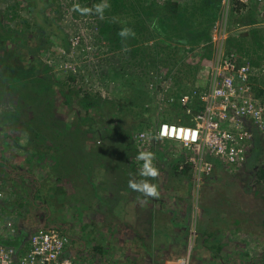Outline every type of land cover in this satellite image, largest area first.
Segmentation results:
<instances>
[{"label": "rangeland", "instance_id": "374dc122", "mask_svg": "<svg viewBox=\"0 0 264 264\" xmlns=\"http://www.w3.org/2000/svg\"><path fill=\"white\" fill-rule=\"evenodd\" d=\"M77 1L79 2V0H0V27L3 28L0 29V243L4 242L17 249L28 248L29 235L36 230L55 226L65 231L63 226L72 222L85 224L86 220H83V217L87 213L85 214L83 207L88 198V201L97 200L96 202L104 204L108 201L109 207L118 206L124 201L123 195L133 191L128 187L129 180L144 179L139 175V168L143 162L136 160V155L131 149L125 150L124 147L119 153L121 155H113L111 151L117 148L116 145L122 147L125 144L129 145L132 135L141 134L146 130H157L156 133L146 136L147 139L155 137L164 122L186 124L182 122L183 107L179 99L183 92H189L184 91V88L186 84H193L191 79L199 71L200 66L203 65L205 70L211 71L210 66L216 60L219 54L218 48L221 46L214 36L217 37L220 32L227 36L221 48L224 53L231 50L228 48V38L239 36L237 40L242 47L236 51L244 56L247 62L250 61L248 55L242 53L243 49L247 48L245 42L247 39L254 41L253 44L250 43L253 45L252 50L261 53L259 54L261 62L253 65L254 84L258 76L264 75V29L259 28L260 31H256L255 26L247 28L242 22L232 23L240 16L239 12L246 10L251 4H243L244 8L241 6L240 11L236 12L232 6L224 7L222 0L221 14L212 28L211 39L196 47V50H193L191 43L186 45L181 43L177 48L157 47L155 38L152 37L142 43L134 44L136 46L131 45V48L146 47L147 49L133 54L125 52L123 47L113 46L114 43L112 44L108 35L101 30L102 24L97 20L98 16L73 12L72 5L78 3ZM138 1L144 2L145 5L151 2H159L160 5L166 3V0H126V4H129L127 7H123L118 13L112 11V16L107 14L106 17H110L109 19L116 17L114 20L116 28L132 27L130 24H138L141 18H145L143 15H146L140 14ZM33 4L38 5L41 14L56 19L60 28L66 33V37L64 39L50 35L51 46L45 44L47 38L40 37L41 44L35 45L38 50L29 55L24 54L25 61L21 62L22 68L18 70L16 67L19 68L17 64L19 52L14 55L17 53H12L14 48L19 50V39L29 42L34 36L35 29L40 28L34 22L36 14L29 10L31 5L34 6ZM131 4L134 6L129 7ZM258 11L262 20L264 12L260 8ZM146 18L151 21L153 17L146 15ZM244 18L246 17L242 19ZM152 30L157 32L156 28ZM137 35L143 34L140 32ZM133 40L130 38L127 44ZM206 45L207 47L212 45V54L215 52L212 59V55L210 57L203 54ZM156 48L162 52L156 53ZM204 60L207 62H202ZM187 61L189 66L184 65ZM199 64L200 66L197 67ZM203 71V68H200L198 72L201 76L197 81V89L205 87L207 83ZM73 74L75 78L70 81L69 77ZM181 78L180 81L183 82L180 85L176 80ZM73 90H80L82 96L85 94L89 96L80 103V96H75ZM171 96H175V100H169ZM256 96L260 101L263 100L257 94ZM20 104L26 108L23 110L21 108L19 111ZM197 108L198 104L194 106V109ZM34 126L41 128L40 132L44 136V140L39 137L40 145H36L30 138L32 130L34 133L31 137H36ZM58 130L68 131L65 133L67 138H64V134L59 135ZM260 140L264 147V134H261ZM169 141L171 145L166 147V153L162 157L164 159L154 161L160 171L157 181L162 178L166 182V175L170 171L174 173L173 168L176 164L184 165V162L187 164L188 160L191 161L187 150L173 140L163 138L160 144L165 145ZM56 142L60 143L62 154L66 151L67 159L64 160L62 156L61 160L56 161L51 157L50 154L57 153L56 148L53 150ZM46 144L52 148L47 150L48 152L40 151L42 145ZM256 144L259 142L257 143L254 138L250 143L248 158L243 162L223 163L222 167L226 169L224 176H221L220 171L219 177H215L218 172L217 162H214V168L209 173L204 172L205 166L198 171L202 173L201 190L197 187L194 163H189L188 170L183 169L188 174L190 184L194 183L197 187L193 195V197L197 196V202L194 201L188 213L184 211L185 207H182L184 216L188 214L185 224L190 221L194 223H190V232L184 229V234L180 238L175 237V240H178V253L183 254L192 246V257L194 254H201V250L198 249L202 245H199L201 242L195 227L198 217H195V214L200 212L204 201L206 204L212 201L213 196H206L205 199L203 196L205 187L209 183L219 187L216 193L218 197L211 204L215 208H222L225 202L222 198L230 194L231 199L228 201L231 205L227 204V208H234L233 213L242 220L241 226L239 225L240 230H250V235L264 228V180H260V170L264 169V157L262 154L258 159L253 157V148ZM142 145L144 149L141 151L155 153V148L145 146V141ZM161 148L164 149V146ZM95 153H97L96 159ZM181 153L183 159L187 158V161L176 159ZM102 162H106L107 166H102ZM129 163L135 165V170L131 169ZM83 165L87 166L90 176L83 174ZM34 180L40 183L39 187L43 188L41 193L47 195L48 202L39 197L38 186L33 184ZM94 180L96 184H93ZM125 180L128 182L126 183ZM156 180L150 182L157 184ZM108 192H113V195H109ZM115 192L118 194L114 195ZM99 196H101L100 201ZM100 203L91 206L87 217L94 218V221H98V218L103 219L104 223L100 226L108 228L110 223H107V220L115 218L116 215L111 212L110 216L108 213L106 216L105 212L102 213ZM199 220H206V217L201 215ZM214 228L212 226L211 230H215ZM92 229L94 230L95 226ZM25 230L28 232L27 235L24 233ZM109 231L110 241L118 244L126 243H124L126 239L123 240L122 236L118 239V235H113V232ZM191 231L195 234H191ZM225 233L224 231L214 233L212 239L220 236L221 240ZM19 235L23 237L20 247L7 244L9 240L15 241ZM254 237L255 235L253 240ZM23 242L28 245H23ZM163 242L164 240L161 243ZM241 247L244 249L245 245L242 244ZM124 248L128 246H120L116 252L120 255L126 254L123 252ZM224 248L225 257L228 256L231 260L238 258L234 246ZM253 249L254 254L251 258L260 256V247L255 246ZM203 252L202 250V254ZM160 255L162 256V252Z\"/></svg>", "mask_w": 264, "mask_h": 264}, {"label": "trees", "instance_id": "16d2710c", "mask_svg": "<svg viewBox=\"0 0 264 264\" xmlns=\"http://www.w3.org/2000/svg\"><path fill=\"white\" fill-rule=\"evenodd\" d=\"M125 1L126 0H108L111 7L108 10H106L105 16L103 19H100L99 17L97 18V20H99L102 24L101 30L108 35L112 44L114 43L113 46L116 48L117 47H123L121 44V38H119L117 36V33L119 32V30L122 27L116 28V24L114 23V20H116V17L109 19L110 17L107 18L106 16H107V14H110V16H112V13H113L112 11L118 13L123 9V7L124 8L127 7L129 4H126ZM99 2H100V0H79L78 3H80V5H82V4L85 5V7H91L93 4H96ZM221 3H222V0H184V1L166 0V3L164 5H160L159 2H151L149 5H145L144 2L139 3V1H138L137 5L139 6L140 14L145 13L147 16H151L153 18L151 19V21H148L146 18V15H143V16H145V18H141V21H139L138 24H136V25H133V23L130 24V25H132L131 28L135 31L136 35L133 38L134 39L133 42L129 41L128 45L131 48V45L136 46L134 44L142 43L146 39H150L153 37V38H155L154 42H155L157 47L174 46L177 48V46H179L181 43L184 45L191 43V45L193 46V50H196L195 49L196 47L202 45L204 42H208V40L211 39L212 28L215 25V22H216L218 16H220V14H221V10H220ZM253 4H255V3H253ZM255 5L257 6V4H255ZM31 6H30L31 9H29V10H32L36 14L34 22L37 26H40V28L35 29L36 34L33 33L34 36H36V37L32 36V38H30L29 42L28 41H21L19 39V50H18V48H14L12 53L17 52V53H14V55H17L19 52V62L17 63V64H19V68L16 67V69H18V70L20 68H22L21 62L25 61L24 54L29 55V54L35 52V50H38L35 47V45L41 44V42L39 41L40 37L43 39L47 38V41H45V44L48 46L52 45L50 35H53V36L55 35L57 37H62L64 39L66 37V33L60 28V26L56 22V19H51L46 14H41V9L38 8L37 4H35L32 7ZM132 6H134V4H131L129 7H132ZM241 6H243V4L240 2L233 1V3H232V7L235 8L234 10L236 12L238 10L240 11ZM241 12H243V11H240L239 14ZM138 13H139V11H138ZM130 14H132V13H130ZM243 17H244V14L238 16L236 18L238 20H236V22H234L235 21L234 20L232 23H236V24L240 23ZM251 17H252V20L254 23L253 25H256L258 22H260L256 17L254 18V16H252V15H251ZM153 21H155L157 24V27H156L157 32H155L154 30H152L149 27V25ZM147 22H149V23H147ZM0 29H3L2 26L0 27ZM258 30L260 31L259 28H256V31H258ZM140 32L143 35H137ZM258 36H260V35H258ZM238 37L239 36L234 35L233 37L228 38V43H229L228 48L239 51V48H241L242 46H241V43L237 40ZM48 39H50V41ZM254 40H255V37H254ZM253 42L254 41H251L250 39L246 40L245 44L247 45L248 53H249V54H247V53L246 54L248 55L252 65H256L255 63L258 64V62H261L259 59L261 56L259 55L258 51L252 50L253 45H251V44H253ZM255 42H256V40H255ZM169 43H171V44H169ZM193 43L195 45H193ZM251 46H252V48H251ZM145 48L146 47H144V48L143 47H134V48L132 47L130 52H132L133 54H137L139 52V50H143V52L147 51V49H145ZM209 48H211V50ZM157 52L160 54L162 52V50L157 49L156 53ZM204 52H205V53H203L204 55H207L210 57L212 55L211 59L215 56V52L212 54V45L211 46L208 45V47L206 45ZM195 53L197 54L199 52H195ZM255 57L257 59H255ZM38 61L40 62V64L41 63L43 64V62H41L40 60H38ZM202 62L206 63L207 61L204 60ZM175 64H176V62H175ZM184 65L189 66L188 61ZM201 65H202V63H201ZM45 66H49V65H45ZM199 66H200V64L197 67H199ZM200 68H203V70H204L203 74H204V76L207 77V83H208V77L210 75V71H208V69L205 70L204 69L205 67H203V65H202V67L201 66L199 67V71H200ZM198 72L195 73L193 75V79H191V83H193V84L192 85L186 84L184 91L188 90L189 92H191V91L195 90V88L198 85L197 81L199 80V76H201L198 74ZM19 78H21V76H19ZM74 78H75L74 74L72 76L70 75L69 80L70 81L74 80ZM180 80H182V78L178 79L176 81H177V83H179L181 85L183 81H180ZM49 81L51 82L52 80L49 78ZM53 81H54V79H53ZM56 81H58V80H56ZM58 82H60V81H58ZM263 87H264V75L263 76L261 75V76H258L256 78V83L254 84V88H255L256 94L261 99H263V101H264V88ZM200 89H202V88H200ZM72 93L77 97L80 96V99H79L80 103L82 101H85L87 99V96H89L88 94H85L82 96L80 90H73ZM175 94L176 93H174V95ZM173 97H175V96H173ZM21 108L23 110L26 107H24L23 105L20 104L19 105V111ZM182 114L184 116V119H182V122H184L186 124H192L193 123L191 116L186 114V112L183 108H182ZM43 121H45V120H43ZM33 129H35L36 137L35 136L31 137V135H33V133H34L33 132L34 130H32V134L30 135V138H32L35 141L36 145H38V144L40 145L41 144V138L44 140V138H43L44 136L40 132L41 128H39L38 126H34ZM57 129H59V128L57 127ZM27 131L29 132V129ZM156 131L157 130H155V131L146 130L144 132L147 133L146 136L148 137V136L156 133ZM24 132L26 133V131H24ZM58 132H59V135L64 134V136H65L64 138L65 139L67 138V135L65 133H67L68 131H65V130L59 131L58 130ZM146 136L142 137L139 133L132 135V140L129 142V145L125 144L123 147L116 145L117 148H115L113 151H111V153L113 155L114 154L118 155L119 153H121L124 150V147H125V150L131 149L132 151H134V154L137 156V154L141 150L144 149L142 142L145 141V146H149V147L152 146L151 149L155 148L156 151L158 150V152L155 151V154L157 156L156 159H159V160L164 159L162 157L165 155L164 153H166V147H169L171 145V143L169 142V143L163 145V144H160L161 139H156L155 138L156 136L155 137L154 136L149 137V139H147ZM260 136H261V134L258 132H256V134L254 136V138L257 140V143L259 142V144H256V146L253 148V153H252L253 157H255L256 159L260 158L261 154L263 155L262 157H264V150H263L264 147H262V145H261ZM39 137H41V138H39ZM65 139H63V141ZM61 141H62V139H61ZM54 146L55 147L53 148V150H55V148H56L57 153L55 154L53 152L52 154H50L51 157L54 158L56 161L61 160L62 156L64 157V160L67 159L66 151L63 154L61 153L60 143L56 142V144ZM161 146H164V149H162ZM50 148H52V147L47 146V144L42 145V148L40 149V151L45 152L47 150H50ZM119 155H121V154H119ZM158 156L161 158H158ZM96 157H97V153H95V159H96ZM176 159L186 161L185 159H183L182 153ZM128 162H129V160H128ZM215 162L218 163V168H220L221 164H223L218 160H215ZM102 163H103L102 166H107L106 162H102ZM131 163H129V165H131ZM189 163L190 162L185 164V162H184V165L180 163V164H178L177 167L179 169L181 168L182 170L183 169L188 170ZM83 167H84L83 174L90 176V173L87 172L88 171L86 168L87 166L83 165ZM134 168H135V165L132 164L131 169L135 170ZM190 169L191 168H189V170ZM220 171L222 172L221 176H224L226 173V169H220ZM260 173H261L260 174V180H264V169H261ZM95 181L96 180H94L93 182H95ZM36 182L34 180L33 184L34 185L37 184V186H38L37 190H38L39 197L43 198L45 202H48L47 195H43L41 193L43 188H40L39 187L40 183H38V182L36 183ZM127 182L128 181H126V183ZM93 184H96V182ZM227 196H230V195L227 194ZM228 203H229L228 200H226L224 202V206L222 207V210H223V208L226 209ZM237 207H238V205H237ZM203 211H204V207H202V209L200 210L199 213H197V215L195 214V217H198L197 221L195 222V227L198 230L197 231V233H198L197 237H198L200 242L203 241V243H205V244L209 243L210 241L218 243L216 248H214V251L216 250L215 252H218L219 255H215L213 257L211 264H217V261H219L218 264H240L241 263L240 261H243L242 264H264V228H261V230L259 232H254V233L252 232L253 234L249 235L250 230L249 231L248 230L245 231L244 229L240 230L241 220H240V218L237 217L236 213H233V210H230V215L229 216L227 215V217H229L231 219V221L227 220L225 225L227 226V230H229L228 232H230L232 234L231 236H228L231 243H230V241H228V242H225V244H224L223 241L221 242L220 236H219V238L212 239L214 233L217 234L218 232L220 233L221 231L208 230L207 225L205 223L206 220H199ZM226 212H228V210ZM190 223L193 224L194 222L190 221ZM190 223H187L186 224L187 228H185V229H188L189 232H190V227H189ZM192 230H193V226H192ZM191 234H195V233H193V231H191ZM188 235H189V233H187V236ZM243 235H245V236H243ZM254 235H255V237L253 240ZM249 237H251V239ZM22 240H23L22 235H19V237L17 239H15V241L9 240L7 244H11V245L15 244L18 247L20 245V243L22 242ZM242 244L245 245L244 249L241 247ZM225 245L228 247L234 246V249L238 253V258H232L233 260H231V258H229L228 256L224 257L223 252L220 253V251L223 250ZM255 246L260 247V249L262 251L259 250L261 253L260 256H257L256 258H254V257L251 258V255L254 254L253 248H255ZM230 256L234 257L235 255L230 254ZM205 264H208V262L206 261Z\"/></svg>", "mask_w": 264, "mask_h": 264}, {"label": "built area", "instance_id": "2783aa9c", "mask_svg": "<svg viewBox=\"0 0 264 264\" xmlns=\"http://www.w3.org/2000/svg\"><path fill=\"white\" fill-rule=\"evenodd\" d=\"M233 1L256 3L264 11V0H223V6H232ZM226 37L221 32L214 36L221 46L210 66L205 87L183 92L180 96V104L193 123L162 124L170 130V136L165 138L179 144L190 155L191 161L187 158L186 161L196 166L197 186L202 182V173L198 171L204 166L205 171H202L209 173L215 160L229 164L243 162L248 158L256 132L264 134V101L257 98L254 90L255 69L236 50L223 52L221 48ZM169 100L175 99L171 96ZM196 104L198 108L194 109ZM160 130L161 127L157 135ZM140 135L143 137L147 133ZM69 241V236L55 226L36 230L30 233L29 246L24 250L1 242L0 264H76L75 259L66 254ZM191 248L164 264H194Z\"/></svg>", "mask_w": 264, "mask_h": 264}, {"label": "crops", "instance_id": "0c3cea01", "mask_svg": "<svg viewBox=\"0 0 264 264\" xmlns=\"http://www.w3.org/2000/svg\"><path fill=\"white\" fill-rule=\"evenodd\" d=\"M255 4L247 6V9L239 14H244V17H246L242 19L241 22L245 24L247 28L255 26L264 29V17H262L261 20L258 11L259 6H256ZM242 8H244V6H242ZM251 15L254 16V18L256 17L260 22L253 25L254 23ZM243 53L249 54L248 48L243 49ZM259 54L261 55L260 52ZM248 60L250 59L248 58ZM169 142L171 143V141ZM178 164L173 168L174 173L170 171V173L166 175V182H164L162 178L161 180L160 178L158 181L156 180L157 185H159V198L151 199L144 197L141 193L139 194L137 192L134 194L135 192L130 191L128 192L129 194L123 195L124 201L120 202L118 206L114 205V207H109L108 201L104 204L103 202H96L97 200L88 201V198L83 207V211L85 214L87 213L83 217V220H86V223L79 225L72 222L71 224L63 226L65 230L63 232H66L70 238L66 254L75 259L76 264H140L141 262L144 264H164L166 260L173 258L174 256L177 257L178 255H182V252L178 253V240H175V237L180 238L181 235L184 234L183 231L186 227L185 218H187L188 214L184 216L182 213V207L184 206V211H187L188 213L189 208L192 207L194 201L197 202V196L193 197L194 189L196 190L198 187V189L201 190L202 186L195 187L194 183L190 184V181H188V174L181 168L179 169L177 167ZM222 166L223 164H221L220 168H216L218 172L215 177H219V169H223ZM116 187L117 186H115V188ZM218 190L219 187L217 185H212V183H209L205 187V192H203L204 199L206 196H213V198L210 204H206L205 201L203 202L202 207H204V211L202 215L204 218L206 217L205 223L208 230H211L212 226H214L215 231L226 232L223 239H221L225 244V242L230 241L228 235H232L227 231V226L225 225L227 220L231 221L227 215L229 216L230 210H233L234 208L226 207V209L223 208L222 210V208L218 209L211 205L218 197V194H216ZM190 192L191 196H189ZM108 194L113 195V192H108ZM117 194V192L114 193V195ZM100 198L101 196L98 197L99 201ZM222 199L226 201L231 199V197L225 196ZM98 203H100V208L103 211L102 213L105 212L106 216L107 213L110 216L111 212L116 215L115 218L109 219V221L106 219L107 223H110L109 226H107L108 228H103V225L100 226L104 223V221L102 222L103 219L99 220L98 218V221H94V218L90 219L87 217L91 206ZM229 204L231 205V202H229L228 205ZM227 210L228 212H226ZM120 212L123 214L120 215ZM94 226L95 229L93 230L92 227ZM58 228L62 231L60 227ZM109 230L113 232H111L113 235H118V239H121V236L123 237V240L126 239L124 241V243H126L118 244L112 242V240L110 241L108 239L110 234ZM24 233L27 235V230H25ZM99 237L101 239L98 240ZM182 238L184 237L182 236ZM161 239L162 241L164 240L163 243H161ZM23 245H28V243L24 244L23 242ZM125 245L128 246V248H124L123 250L126 254L120 255L119 252H116L120 246L125 247ZM199 245H202L201 248L204 249L197 248L198 250H201V254H194L193 263L205 264L207 261L208 264H211L213 257L219 255L218 252H215L216 250L214 251V248H216L218 243L210 241L205 244L201 241V244L199 243ZM202 250L204 251L203 254ZM224 250L225 248L220 251V253L223 252V256ZM161 252L162 256L160 255ZM205 253L206 255H204ZM218 262L219 261H217V264Z\"/></svg>", "mask_w": 264, "mask_h": 264}, {"label": "clouds", "instance_id": "9594fccd", "mask_svg": "<svg viewBox=\"0 0 264 264\" xmlns=\"http://www.w3.org/2000/svg\"><path fill=\"white\" fill-rule=\"evenodd\" d=\"M110 7L111 5L108 0H100L99 3L93 4L91 7H85L81 6L79 3H73L72 11L78 12L80 15L95 14L100 19H103L106 10H108ZM149 27L151 29H155L157 27L156 22L153 21ZM135 35V31L131 27L126 26L122 27L117 33V36L121 38V43L125 52L131 51L127 41L130 38H134ZM166 136H170V130L167 125H162L159 134L155 138L163 139ZM136 160L143 162L139 168V175L144 179L129 180L128 187L135 192L141 193L144 197L154 199L159 198L160 193L158 191V185L150 182V180H156L160 175V171L154 163L156 160V154L152 151H140L136 156Z\"/></svg>", "mask_w": 264, "mask_h": 264}]
</instances>
